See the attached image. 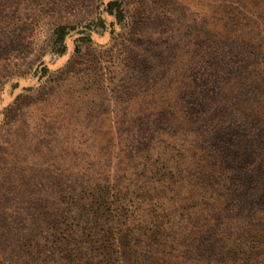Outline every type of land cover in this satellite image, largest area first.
I'll return each mask as SVG.
<instances>
[{"label":"rangeland","instance_id":"obj_1","mask_svg":"<svg viewBox=\"0 0 264 264\" xmlns=\"http://www.w3.org/2000/svg\"><path fill=\"white\" fill-rule=\"evenodd\" d=\"M259 61L264 0H0V264L264 258Z\"/></svg>","mask_w":264,"mask_h":264},{"label":"trees","instance_id":"obj_2","mask_svg":"<svg viewBox=\"0 0 264 264\" xmlns=\"http://www.w3.org/2000/svg\"><path fill=\"white\" fill-rule=\"evenodd\" d=\"M64 33H65L64 27H60L56 32V34L62 37V39H63ZM255 68L257 69L258 74L261 72L259 74L260 76H264V70H262L264 68V64L262 62L260 61L257 62ZM261 79L264 80V77L260 78V80ZM213 134L214 136L212 138H218V140L216 142L211 143L212 144L211 148L213 151L212 154L213 156H216L218 159H220L221 162L217 164L215 162L214 164H212V166H210L209 170L214 171L216 169L215 165H219L221 167L223 159L225 160L232 159L234 163L242 162L243 155H245V153L242 150H238V148H241V147H238V145L240 144H234L233 142L229 141L225 133H223L222 131L216 132V134L213 132ZM236 148L238 152L236 151ZM230 169L232 168H229V170ZM237 203H239V200H236L235 203L233 204H237ZM229 211H231V204H227L225 207H221V210H220L221 217L225 218L226 216H228L227 213ZM256 213L259 216V218L257 219H259V222H260V219L264 217V210H259ZM209 220L211 221V218ZM262 225H263L262 223L259 224V229H257L256 231L257 236H259L257 240L245 246V254L250 255L252 251L253 254L254 253L258 255L260 254V255H263L264 257V227H262ZM213 226L214 225H210V227L214 229ZM248 228L250 227L247 224L240 225V228L239 226H235L233 228V231L230 232V234L228 233L224 237L223 246H221L220 248L221 249L220 254L212 257L207 262V264H240L239 263L240 259L241 261H244V263H241V264H246V262L249 261L250 257L241 258L238 255L239 254L238 249L242 247V245L245 243L243 238H245L248 232L250 231ZM256 259L258 261H255L254 264H264V258L259 259V256H257Z\"/></svg>","mask_w":264,"mask_h":264}]
</instances>
